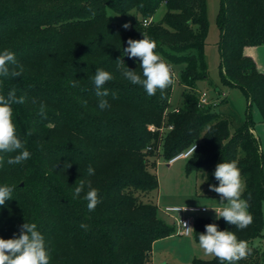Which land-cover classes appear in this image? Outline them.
<instances>
[{"label":"trees","instance_id":"1","mask_svg":"<svg viewBox=\"0 0 264 264\" xmlns=\"http://www.w3.org/2000/svg\"><path fill=\"white\" fill-rule=\"evenodd\" d=\"M162 3L167 10L155 21ZM108 6L122 13L134 8L141 19L123 29L107 15ZM217 25L221 84L240 88L249 101L243 121L235 125L223 103L207 106L198 94V81L208 78L207 0H0V51H12L24 67L20 77H0V94L15 89L17 97L26 98L12 105V118L31 154L9 165L7 159L18 152L0 153V186L14 188L0 206V238H17L25 222L35 223L49 264H152L154 242L176 232L153 201L159 181L152 167L156 158L169 162L196 143L195 153L186 157V171L206 169L208 182L218 186L216 166L235 161L245 182L241 198L248 201L253 220L241 230L223 218L198 215L194 241L214 223L252 250L236 264H264V252L255 243L264 237V165L252 131L253 105L264 120V71L244 52L246 46L264 45V0H220ZM143 34L172 68L173 82L153 96L122 75L128 68L144 78L139 58L124 52L129 39H143ZM118 60L124 63L119 68ZM177 65L183 66L184 90L180 106L170 111ZM97 69L113 76L103 86L111 105L104 110L95 95ZM41 102L46 119L38 114ZM89 165L94 175H88ZM81 179L98 189L101 202L94 211L84 199L87 186L74 197ZM193 262L221 264L213 256Z\"/></svg>","mask_w":264,"mask_h":264},{"label":"clouds","instance_id":"2","mask_svg":"<svg viewBox=\"0 0 264 264\" xmlns=\"http://www.w3.org/2000/svg\"><path fill=\"white\" fill-rule=\"evenodd\" d=\"M129 25L125 24L124 28ZM128 47L124 49L125 54L130 58H139L140 68L143 72V79L136 71L125 68L122 75L133 85H141L149 96L155 95L159 89L163 91L172 82V68L167 62L155 52L156 43L143 34V39L127 41ZM117 67L124 65L122 60H118ZM24 72V67L16 60L15 54L10 50L0 51V77L17 78ZM113 79V76L103 70L97 69L93 78L95 85V95L99 98L98 107L101 110L109 108L111 105L105 99L109 95V90L104 88L106 82ZM72 86H77V81L72 82ZM113 99L116 98L112 93ZM25 97H17L16 90H10L7 95L0 94V153H15L14 157L7 159V164L18 165L30 158V152L25 148L22 141L17 136L16 126L13 122V104L25 103ZM36 101L33 100V104ZM87 103L86 101L84 102ZM39 115L46 116V105L41 102L39 105ZM31 133H29L30 135ZM196 143L184 154L191 157L196 151ZM179 159V157H177ZM4 163V157L0 155V166ZM71 165L68 164V167ZM88 175H94L95 169L89 165ZM214 177L219 181L218 186L209 185L211 191L220 195V203L223 205L219 209H214L217 219L223 218L228 224L243 230L252 223L253 217L248 212V201L242 199L245 185L241 179V173L235 161L222 162L216 166ZM87 186L84 199L88 202L89 211H94L101 202L98 197V189L91 186V182L80 180L74 189V197H79ZM14 188L8 185L0 186V206L6 200L11 199ZM251 198L249 194V199ZM226 201V203H225ZM187 211L186 207L177 211ZM182 223V222H181ZM186 232L193 229L186 223H182ZM80 227L87 230L88 225L81 223ZM206 234L199 235V247L205 255L218 258L221 264H236L237 261L246 258L251 254L246 241L238 240L232 231H220L218 225L211 223L205 226ZM0 264H49V254L45 247L43 235L37 230L35 223H24L21 226L20 235L17 238H0Z\"/></svg>","mask_w":264,"mask_h":264},{"label":"rangeland","instance_id":"3","mask_svg":"<svg viewBox=\"0 0 264 264\" xmlns=\"http://www.w3.org/2000/svg\"><path fill=\"white\" fill-rule=\"evenodd\" d=\"M219 6L220 0H207L209 30L206 38L205 54L208 65V78L198 81L197 89L199 91V97L202 93H205L206 97L209 99L210 102L206 104L207 106L214 105L215 100L221 99L220 103H223L221 109L226 110L228 108L225 105V96L218 94L216 99H214L215 96L212 98L213 88L219 89V91L224 90L220 78V31L217 25ZM166 10V5L162 3L156 10L152 19L160 21ZM107 15L123 29H126L124 28L125 24L129 25L127 28L129 29L137 19H141L140 13L134 8L122 13L108 6ZM182 67V65H177L175 67V79L169 102L170 111L179 107L182 102L184 85L179 80ZM228 92V104L229 106H235V125L239 122V117L243 116L247 104L240 88L233 87L230 91L228 90ZM231 129L232 131L234 130L233 125ZM185 164V157H180L170 163L158 157L155 159V165L152 167L159 181V188L153 193L152 198L153 201L158 204L159 215L169 224H173V218L163 211L166 206L205 207L207 212L199 215V217L203 215L217 217V213L214 209H219L223 206L220 203L221 197L214 195V191H211L209 188V185L212 184L207 180L206 169L187 172ZM242 181L245 185L243 179ZM182 240L183 239L177 240L170 238L158 243L156 250L154 249L152 252L154 264H166L165 262L168 260L170 261L169 264H194V258L210 259L212 257L205 255L203 250L199 247V242L192 241L193 243L189 245ZM255 243L259 245L264 252V237L256 239Z\"/></svg>","mask_w":264,"mask_h":264},{"label":"crops","instance_id":"4","mask_svg":"<svg viewBox=\"0 0 264 264\" xmlns=\"http://www.w3.org/2000/svg\"><path fill=\"white\" fill-rule=\"evenodd\" d=\"M244 52H245V54L250 55L251 57H253L255 59L257 65H258L259 69L264 71V45L246 46L244 48ZM226 88H228V89H226ZM232 88L233 87H224V90H220V91H219V89L215 88V89H213V97L212 98H214V96H215L214 99H216L218 94L225 96V100H226L225 105L228 108L225 111L227 113H229L235 120V112H234L235 111V106L234 105L229 106V104H228V100H229L228 99V96H229L228 90L230 91ZM245 100H246V104H248L249 101L246 99V97H245ZM220 101H221V99L220 100L219 99L215 100L214 104H217ZM246 107H247V105H246ZM246 107H245V111H246ZM245 111H244L243 116L239 117V119H238L239 122L243 121L244 115H245ZM252 113H253V118H254V126H253L252 131H253V133H255L257 135V137L259 139L260 146H261V151H262V154H263V165H264V120H263V117H262V115H261V113H260V111H259V109L257 108L256 105L252 106ZM202 214L203 213H201L200 215H202ZM170 238H174V239H177V240L178 239H183L182 241L184 243L186 242L189 245L191 243H193L192 241H194V238H193L192 235L188 236V235H184V234H180V233L175 232V233H173V234H171L169 236H166L164 238H160V239L156 240L154 242V244H153L152 252H153L154 249L156 250V247H157L158 243H161L163 240L170 239ZM165 263L169 264L170 261L168 260ZM152 264H154L153 258H152Z\"/></svg>","mask_w":264,"mask_h":264},{"label":"built area","instance_id":"5","mask_svg":"<svg viewBox=\"0 0 264 264\" xmlns=\"http://www.w3.org/2000/svg\"><path fill=\"white\" fill-rule=\"evenodd\" d=\"M150 21L149 20H144V24H148ZM200 102L203 104H208L210 101L209 99L206 97L205 93H202L200 96ZM188 151V150H187ZM186 151V152H187ZM186 152L175 156L174 158H172L170 162H173L177 159V157H187L186 155H184ZM180 208H184L183 206H166L163 211L170 215L173 218V223L176 226V232L180 233V234H184V235H192L193 234V230H194V221L196 216L200 215L201 213H204L207 211V209L205 207H186L188 210L184 211H177V209ZM186 223V225L190 228H192L193 230L191 232H186L184 229V225L182 223Z\"/></svg>","mask_w":264,"mask_h":264}]
</instances>
